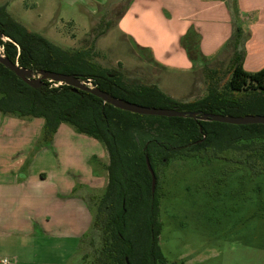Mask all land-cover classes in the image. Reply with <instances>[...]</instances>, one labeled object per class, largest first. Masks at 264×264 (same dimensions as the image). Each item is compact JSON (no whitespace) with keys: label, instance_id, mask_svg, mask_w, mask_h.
Here are the masks:
<instances>
[{"label":"trees","instance_id":"16d2710c","mask_svg":"<svg viewBox=\"0 0 264 264\" xmlns=\"http://www.w3.org/2000/svg\"><path fill=\"white\" fill-rule=\"evenodd\" d=\"M0 31L2 54L19 66L89 79L93 86L130 102L235 116L264 115V68L256 72L243 69L238 32L226 45L233 49L227 73L205 67V95L178 100L156 83L94 61L91 52L101 31L84 46L63 48L12 17L5 4H0ZM0 112L44 118L45 143L61 123H69L105 146L108 182L102 195L89 196L94 212L79 246L82 261L91 256V264H167L159 245V188L171 159H220L258 173L256 156L264 152V124L138 114L66 84L45 80L33 88L1 63ZM147 159L155 174L154 190Z\"/></svg>","mask_w":264,"mask_h":264},{"label":"rangeland","instance_id":"374dc122","mask_svg":"<svg viewBox=\"0 0 264 264\" xmlns=\"http://www.w3.org/2000/svg\"><path fill=\"white\" fill-rule=\"evenodd\" d=\"M123 1L125 5L127 0ZM29 2L34 5L25 9V4ZM13 4L7 10L15 19L31 30L43 33V36L63 48L86 45L96 34L104 31L101 28L105 20H112L114 17V13L110 12L100 14L94 23L95 28L85 33L80 32V36L74 38L77 31L70 27L67 20L74 13L67 0H14ZM105 46H94L91 52L93 60L106 68H120L116 58L119 54L126 56L123 47L117 48L119 52H116L112 48L106 49ZM232 54L231 45L225 47L216 61L209 64L210 68H217L222 74L227 73ZM205 67L207 66L195 69L194 84L187 99L201 97L206 91L203 73ZM128 68L131 73L129 76H139L138 78L146 82H154L156 79V68L148 65ZM189 77L190 74L176 77L182 78L176 86L179 90L177 95L184 93ZM163 91L171 95L166 90ZM37 122L44 124V118L20 117L0 112V180L4 179L5 172L20 166L18 160L26 156L20 173H25L27 169L30 175L38 169L47 172L48 178L40 182L43 184L41 193L44 197L49 194L51 197L55 196V201L64 200L70 183H77L83 176L88 177L90 168L93 186L89 190L97 196L102 195L108 177L103 183L101 178L99 183L94 182L101 175L94 166L97 149L93 146L84 147L74 141L67 131L72 126L69 123H64L65 127L61 129V132H67L65 137L59 136L60 141L45 143L42 139L43 124L37 130ZM96 142L102 143L98 140ZM78 155L86 157L88 170H77L80 162L85 163ZM256 168L258 173H254L244 164L220 159H171L159 188V245L167 264H264V152L256 156ZM102 176L106 178L105 173ZM20 191L42 196L32 183ZM55 201L54 205L58 206L55 213L64 210V206L55 204ZM44 203V206L49 204L45 200ZM93 212L94 210L92 215ZM55 229L62 232L67 230L64 226ZM9 232L16 233L13 229ZM39 233L43 236L34 238L30 243L26 242L29 237L26 239L17 234L9 239L0 237V250L23 253L26 247L34 246L37 253L34 261H45L53 254L55 264L63 260L66 261L65 264H74L79 256H72L76 247L75 239L55 238L54 235ZM57 246L60 248L56 249ZM28 253L26 250L23 254ZM32 254L33 251L30 252ZM79 254L82 255L81 250ZM91 259L89 256L84 264H91Z\"/></svg>","mask_w":264,"mask_h":264},{"label":"crops","instance_id":"0c3cea01","mask_svg":"<svg viewBox=\"0 0 264 264\" xmlns=\"http://www.w3.org/2000/svg\"><path fill=\"white\" fill-rule=\"evenodd\" d=\"M13 2L14 0H2L0 4H5L7 10ZM67 4L72 7L74 13L67 17L70 27L77 31L74 38L80 36V32L85 33L95 28V21L103 13H114L112 20H105L101 28L104 31H101L95 40L96 48L106 45V49L112 48L117 52V48L123 47L126 56L119 54L116 58L121 69L130 75L129 66L133 68L148 65L156 68V79L153 83L178 100L189 98L187 96L194 84L195 69L209 66L216 61L237 32L239 49L243 53V69L256 72L264 68V0H127L125 5L123 0H67ZM33 5L31 2L26 3L25 9ZM52 18L53 16L48 22ZM181 74H190V77L184 93L177 95L179 90L176 86L182 78L176 77ZM205 93L206 91L201 97ZM42 124L37 122V130ZM63 127L64 123H61L51 142L60 141L61 136L65 137L67 132H61ZM71 127L66 128L74 141L84 147L93 146L97 149L94 166L101 175L94 182L99 183L101 178L103 183L108 177L105 167L108 154L105 146L97 143V139L92 136L79 133ZM69 155L71 156V153ZM74 155L77 158L76 153ZM78 156L85 163L80 162L77 170H88L86 157ZM25 158L26 156L21 157L18 160L20 166L5 172L4 179L0 180V237L9 239L17 234L26 239L29 237L26 241L28 243L38 236H43L39 232L54 235L55 238L72 237L76 240L72 256L79 255L74 264H84L79 254V246L92 220V209L88 203L89 196L94 194L89 190L93 186L91 168L88 177L83 176L79 183H70L64 200L55 201V196L48 194L44 197L41 193L43 184L40 182L48 178L46 171L38 169L30 175L27 169L25 173H20ZM103 173L106 178L102 176ZM31 183L34 188L39 189L42 196L37 197L20 191ZM44 200L49 204L44 206ZM54 201L55 204L64 206V210L58 212L59 214L55 213L58 206L54 205ZM60 226L67 230L62 232L55 229ZM11 229L16 233L9 232ZM33 247H26L23 252L26 253L27 250L29 256L15 250H0V260L9 258L12 264H55L53 254L45 261H34L37 253ZM59 248L60 246L56 247ZM32 251L33 254L30 255ZM65 263L63 260L59 264Z\"/></svg>","mask_w":264,"mask_h":264},{"label":"water","instance_id":"95a60500","mask_svg":"<svg viewBox=\"0 0 264 264\" xmlns=\"http://www.w3.org/2000/svg\"><path fill=\"white\" fill-rule=\"evenodd\" d=\"M3 34L0 31V37ZM0 63L5 67L13 71L20 79H22L26 84L33 88H38L44 84L45 80H48L54 84H66L71 86L73 89H81L89 91L90 93L100 97L104 103L111 104L117 108L146 115H157V116H167V117H191L197 120L203 121H218L230 124H264V115L262 114H245V115H230L221 114L214 112H202L196 110H178L175 108H162V107H149L128 100L115 97L97 86H93L89 79L81 80L79 77L73 74H66L55 72L46 69L34 70L32 68H25L19 66L17 63L12 62L8 57L2 54L0 47ZM147 167L151 173L152 177V190L155 188V174L147 159Z\"/></svg>","mask_w":264,"mask_h":264},{"label":"built area","instance_id":"2783aa9c","mask_svg":"<svg viewBox=\"0 0 264 264\" xmlns=\"http://www.w3.org/2000/svg\"><path fill=\"white\" fill-rule=\"evenodd\" d=\"M54 84V83H53ZM1 264H12L7 258H2L0 260Z\"/></svg>","mask_w":264,"mask_h":264}]
</instances>
